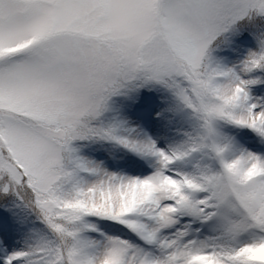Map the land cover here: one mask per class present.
<instances>
[{"label": "snow or ice", "instance_id": "snow-or-ice-1", "mask_svg": "<svg viewBox=\"0 0 264 264\" xmlns=\"http://www.w3.org/2000/svg\"><path fill=\"white\" fill-rule=\"evenodd\" d=\"M0 264H264V0H0Z\"/></svg>", "mask_w": 264, "mask_h": 264}]
</instances>
